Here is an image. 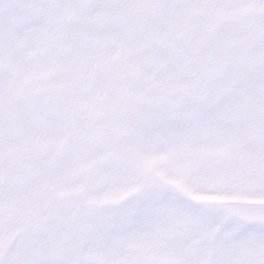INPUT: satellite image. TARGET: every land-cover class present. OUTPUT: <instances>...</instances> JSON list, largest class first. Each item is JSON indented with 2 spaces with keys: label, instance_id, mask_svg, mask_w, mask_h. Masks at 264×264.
<instances>
[{
  "label": "snow or ice",
  "instance_id": "snow-or-ice-1",
  "mask_svg": "<svg viewBox=\"0 0 264 264\" xmlns=\"http://www.w3.org/2000/svg\"><path fill=\"white\" fill-rule=\"evenodd\" d=\"M0 264H264V0H0Z\"/></svg>",
  "mask_w": 264,
  "mask_h": 264
}]
</instances>
